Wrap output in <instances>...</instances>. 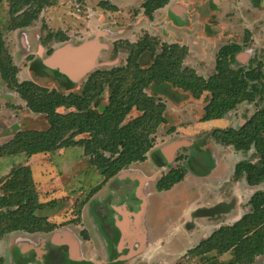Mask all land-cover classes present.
<instances>
[{"label":"rangeland","instance_id":"obj_1","mask_svg":"<svg viewBox=\"0 0 264 264\" xmlns=\"http://www.w3.org/2000/svg\"><path fill=\"white\" fill-rule=\"evenodd\" d=\"M49 1L50 5L44 6L29 26L14 30H9L12 19L9 2L0 4V33L12 62L19 69V80L32 79L63 92L78 91L92 71L125 65L126 42L135 43L146 35L160 44L184 45L188 51L184 65L204 77L214 73L216 53L226 43L244 45L247 42L237 55V66L248 65L250 60H253L252 64L261 62L264 66V0H171L154 13L151 21L143 15L140 0ZM100 1H107L117 9L111 10L110 5L101 7ZM57 32L52 39L45 40L48 34ZM61 34L67 36L66 42L59 41ZM97 36L104 48L99 51L97 66L86 76L79 80L56 78L55 71L49 69L43 77L32 76L33 67L40 75L39 70L43 68L40 63L44 64L48 57L45 54L48 48L56 49L66 43L76 46ZM114 48L119 49L114 51ZM140 61L148 65L151 62L149 52L144 53ZM59 82L68 85L63 88ZM146 92L166 105V122L155 133L154 148L147 153L144 162L129 167L133 170L131 176L142 174L139 176L144 182L141 191L148 195L144 222L140 226V230H145L146 238L131 235V227L136 224L135 216L143 201V195L137 192L131 207L133 214L127 218L121 214L117 217L124 219V230L128 231H124L126 240L111 254L104 244L105 230L99 227L100 211H93L90 202L104 198L116 177L85 202L103 178L89 163L81 147L30 157L0 151V192L32 188L40 202L55 200V207L40 213L50 222L60 224L55 231L67 228L74 239L78 238L76 247L80 257L77 261L81 264H185L184 255L189 248L221 225L238 220L247 211L251 194L264 189V183L250 188L244 180L236 181L233 177L235 164L242 159H251L250 153L236 152L211 134L213 129L240 126L255 112L257 104L243 103L222 119L200 121L207 93L195 100L189 93L168 84L151 85ZM106 96L107 91L104 100ZM59 111L67 110L61 108ZM137 114L133 110L127 119ZM46 126L43 116L31 112L18 93L0 77V145L11 140L17 129H43ZM174 145L177 146L174 148ZM154 155L166 162L162 170L156 166ZM179 163H183L188 171L184 180L169 190L159 191L156 188L158 179ZM125 176L128 175L121 178ZM113 196L114 207L123 206L117 193ZM52 233L15 232L6 236L0 244L4 264H77L67 263L61 256L55 261L51 257H42L44 247L38 238L46 240ZM62 234L56 238L64 237ZM29 240L35 242L34 248L29 245ZM229 258V254H223L215 263ZM253 264H264V256L257 257Z\"/></svg>","mask_w":264,"mask_h":264},{"label":"trees","instance_id":"obj_2","mask_svg":"<svg viewBox=\"0 0 264 264\" xmlns=\"http://www.w3.org/2000/svg\"><path fill=\"white\" fill-rule=\"evenodd\" d=\"M9 2L11 23L9 30L29 26L38 18L49 0H0ZM142 13L150 21L154 13L171 0H140ZM116 10V6L100 1L99 6ZM60 31V30H59ZM55 34H48L50 40ZM59 41H67L61 34ZM238 43L222 45L215 58L214 73L208 77L184 65L188 51L178 43L160 44L146 35L135 43L126 42L127 61L123 66L96 69L88 74L78 91L63 92L42 86L32 79L19 80L18 67L0 33V77L24 100L33 113L43 116V129H17L0 151L30 157L40 153H54L68 147H81L91 165L99 171L102 181L91 195L131 165L144 162L154 148L155 133L166 122V105L146 90L151 85L168 84L181 89L195 99L208 94L200 121L222 119L240 104L255 103L258 108L236 128L213 129L212 136L239 153H250L234 166L233 177L244 180L250 188L264 183V66L261 62L236 65L237 55L246 46ZM54 48H48L50 55ZM119 48H114L118 51ZM159 50V51H158ZM158 51V52H157ZM149 52L151 62L143 65L140 59ZM42 67H46L40 63ZM34 67L31 68L34 73ZM34 76L39 74L34 73ZM41 75V73H40ZM56 78L62 76L55 71ZM61 86L68 84L59 82ZM107 91L106 99L104 93ZM63 108L66 112H61ZM138 114L128 118L131 111ZM253 159H256L253 161ZM187 168L183 163L169 169L156 182L159 191L169 190L182 182ZM55 200L40 202L32 188L0 192V244L15 232H52L60 226L41 214L55 207ZM247 211L235 222L221 225L197 245L189 248L185 264H214L217 257L229 254L220 264H253L264 256V189H257L247 202ZM81 206L78 209L80 212ZM78 219V218H77ZM63 225V224H62ZM0 264L4 259L0 255ZM216 264V263H215Z\"/></svg>","mask_w":264,"mask_h":264},{"label":"flooded vegetation","instance_id":"obj_3","mask_svg":"<svg viewBox=\"0 0 264 264\" xmlns=\"http://www.w3.org/2000/svg\"><path fill=\"white\" fill-rule=\"evenodd\" d=\"M48 69L52 71V69L48 67L41 68L39 70V73L41 72L42 75H37V76L33 75L34 73H36V70L32 69L34 71V73H32V76L36 78H38L39 76L43 77L44 76L43 73L45 71H48ZM55 71L58 72V70H55ZM60 77L68 78V76L64 74H62V76ZM153 158H154V162L156 163V166H158L159 169L162 170L165 167L166 162L163 159L157 157L156 155H154ZM124 171L125 172L122 171L118 175L115 176L116 181L110 184L109 192L106 194L104 198L101 197V200L92 199L90 202V207L93 211H96V212L100 211L99 214H101V219L99 220V227L105 230V233H103L104 234V244L106 246L107 251L109 252L108 254H111L114 250L118 249L119 247L118 245H120L119 243L122 244L123 241L126 240V238L124 237L125 235L124 226H123L124 219L118 220L117 217L119 216V214H121L122 217H125V218H127L129 215H132L133 212H131L132 211L131 207L134 202L133 200L134 195L137 196V192L139 193L140 196L141 194L143 195L141 191V187L144 185V182L142 183L143 179L139 180V176L142 174L139 172V175L137 177H134V176H131L130 174L133 172L132 169L129 168ZM125 174H127L128 176L121 178V176H124ZM115 192L117 193V196L121 198L122 202L124 203L123 206L119 208L114 207V205L112 204V198L114 197L113 195L116 194ZM93 195L90 198H92ZM147 198H148V195H146V199ZM142 203L140 204V210L142 208ZM139 211L137 213H139ZM115 219H116V222H115ZM54 231L49 236V238L46 240H44V238H38L40 245H43L44 247L43 252H42V257H44V259H49L51 257L52 260L55 261V258H57L58 256H61V259L66 261L67 263L76 262L77 264H81L82 263L81 261H77L79 260V257H80L78 254L79 253L78 246L76 247V241H79L78 238L74 239L73 234L67 228H64L62 230H57L55 232ZM119 232L121 236L118 239V235H120ZM58 234H62L64 235V237L61 236V237L56 238ZM117 239H118V242L116 243ZM42 240L43 242H41ZM29 245H31V247L34 248L35 242L33 240H29ZM20 253L23 254V250H20Z\"/></svg>","mask_w":264,"mask_h":264},{"label":"water","instance_id":"obj_4","mask_svg":"<svg viewBox=\"0 0 264 264\" xmlns=\"http://www.w3.org/2000/svg\"><path fill=\"white\" fill-rule=\"evenodd\" d=\"M99 36H101V33ZM99 36L91 40L86 39L76 46L71 43H66L61 47L54 49L52 53L43 61L44 65L52 70L54 69V71L58 70L73 80L81 79L97 66L99 51L104 48V45L99 41ZM176 146L177 145H174V148ZM143 213L144 207L143 209L141 208L140 213L136 214V224L131 227V235H136L139 238H146L145 230H140L145 214ZM135 230H137L138 234L135 233Z\"/></svg>","mask_w":264,"mask_h":264},{"label":"bare ground","instance_id":"obj_5","mask_svg":"<svg viewBox=\"0 0 264 264\" xmlns=\"http://www.w3.org/2000/svg\"><path fill=\"white\" fill-rule=\"evenodd\" d=\"M146 206H147V199H146V195L145 194H143V203H142V209H143V207H144V213H145V210H146ZM141 212V210L139 211V213ZM143 213V214H144ZM138 214V213H137ZM143 222H144V218H143ZM135 233L136 234H138L137 233V230H135ZM124 237H125V235H124ZM123 237V238H124Z\"/></svg>","mask_w":264,"mask_h":264},{"label":"crops","instance_id":"obj_6","mask_svg":"<svg viewBox=\"0 0 264 264\" xmlns=\"http://www.w3.org/2000/svg\"><path fill=\"white\" fill-rule=\"evenodd\" d=\"M149 242V241H148Z\"/></svg>","mask_w":264,"mask_h":264}]
</instances>
